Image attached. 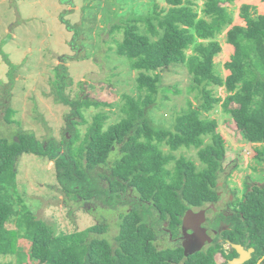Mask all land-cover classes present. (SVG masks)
Here are the masks:
<instances>
[{"label": "trees", "instance_id": "16d2710c", "mask_svg": "<svg viewBox=\"0 0 264 264\" xmlns=\"http://www.w3.org/2000/svg\"><path fill=\"white\" fill-rule=\"evenodd\" d=\"M203 1L201 17L192 1L165 0L169 6L166 10H157L156 4L151 12L130 15L114 25V30H123L122 40L116 41L117 54L127 57L131 68L138 71V92L124 94L119 121L104 128L108 114L100 111L88 123L82 108L107 104L83 99L79 94L77 100H70L63 94V84H58L57 98L73 105L71 116L81 119L67 118L73 134L69 139L65 136L67 153L56 159L58 168L63 169L60 177L85 185L91 181L86 171L104 166L109 171L100 177L107 180L108 187L77 193L84 200L104 193L111 197L105 204L112 205L110 199H119L113 195L120 196L118 192L129 188L132 203L129 209L118 213L117 233L112 240L103 235L108 229L105 222H94L81 231L57 233L24 207L18 225H23L30 236L29 258L35 264H214L215 247L184 255L182 248L161 238L157 229L160 226H153L155 222L152 224L149 218L158 214L157 220L167 221L174 231L189 205L211 199L210 186L222 169L224 156V139L216 132L217 122L207 117L216 103L223 102V111L232 116L235 129L244 139L264 144V14L254 17L250 7L244 5L241 15L245 25H238L233 23L228 9L234 0ZM228 26L227 41L234 52L225 63L229 73L222 79L214 68L213 57L221 50L216 38ZM180 64H185L192 77L191 90L196 92L198 103L188 101L187 108L176 114L169 126L155 123L154 109L165 97L161 95L163 90H167L161 86L160 72ZM58 72L59 69L57 76ZM212 84L224 86L228 95L215 98L209 89ZM13 114V108L7 107L8 124H17ZM78 124H87L80 142ZM205 137L210 138V144L204 142ZM164 144L171 151L198 148L204 168L194 172V164L184 158L170 168L172 156L164 154ZM25 152L49 151L28 131L18 132L11 141L0 137V187L13 183L17 158ZM110 155L115 159L108 166ZM255 156L264 160V150L257 151ZM249 197L254 206L255 227L264 230V198L256 194ZM7 200L6 194L0 198V264L3 256L20 254L18 230L6 227L13 213ZM159 238L166 246L156 244ZM18 263L21 264L20 259Z\"/></svg>", "mask_w": 264, "mask_h": 264}, {"label": "rangeland", "instance_id": "374dc122", "mask_svg": "<svg viewBox=\"0 0 264 264\" xmlns=\"http://www.w3.org/2000/svg\"><path fill=\"white\" fill-rule=\"evenodd\" d=\"M187 1L193 2V8L201 17L204 1L183 0V3ZM156 4L159 5L157 10L169 7L165 0H0V137L11 141L18 132L28 131L49 151L48 154L25 152L19 155L15 180L6 187H0V198L6 194L13 211L6 227L18 230L17 253H20L19 256H3V264H19L18 259L21 264H35L29 258L30 236L23 225H18L24 207L57 233L81 231L94 222L108 225L103 235L110 240L117 233V215L129 209L132 203L129 188L118 192L120 196L113 195L119 199L113 197L110 199L112 205H106L105 201L111 198L109 195L103 193L84 200L77 191L85 190L86 193L90 189L107 188V180L100 175L109 169L98 166L87 170L91 181L85 185L60 177L63 169L58 168L56 159L67 153L65 136L69 139L73 134L67 118L81 119L71 116L74 106L61 102L56 90L62 83L63 94L70 100H77L76 95L79 94L83 99L107 104L82 108L88 123L100 111L108 114L104 128L119 121L124 94L136 95L138 92V71L131 68L127 57L117 54L116 41L122 40L123 30H114V25L130 15L151 12ZM244 5L250 7L254 17L264 14L262 0H234L228 6L234 24L245 25L241 15ZM228 28L216 38L221 50L213 57L214 68L222 79L229 73L225 63L234 52L227 41ZM191 49V46L187 49L188 55ZM58 69L60 73L57 76ZM160 74L161 86L167 89L161 95L166 98L159 102L153 115L155 123L169 126L172 118L187 108L188 101L193 105L198 101L196 92L191 90L192 77L185 64L171 66ZM209 89L213 90L215 98L224 99L228 95L224 86L212 84ZM222 103H216L207 117L216 120V132L224 139L222 166L224 172L230 174L231 182L230 191L228 188L225 190L230 193L235 190L236 196L240 197L252 190L253 184L247 185L251 179L257 180L260 187L264 186V173L257 172L258 169L264 170V160L255 156L257 151L264 150V144L244 139L235 129L232 116L223 111ZM7 107L13 108L12 118L17 124L5 121ZM77 128L80 130V142L87 124H78ZM204 142L210 144V138L205 137ZM162 148L165 155L172 156L170 168L181 158L194 164V172L204 168L196 147H180L171 151L164 144ZM114 159V155H110L108 166ZM245 186L246 192L242 190ZM157 215L149 218L155 222L154 226L159 227L163 221L157 220ZM156 244L166 246L165 242L156 241Z\"/></svg>", "mask_w": 264, "mask_h": 264}, {"label": "flooded vegetation", "instance_id": "af4514ba", "mask_svg": "<svg viewBox=\"0 0 264 264\" xmlns=\"http://www.w3.org/2000/svg\"><path fill=\"white\" fill-rule=\"evenodd\" d=\"M224 171L222 166L210 186L213 191L211 199L200 205H189L174 231L168 227L167 221H163L158 232L161 238L165 237L174 246L182 248L184 255L206 252L215 247L214 264H234L240 258H243L240 264H264V230L255 227V211L249 197L256 194L264 198V186L260 187L257 180L251 179L254 183L250 181L247 185L253 184L252 190L237 197L235 190L229 192L230 174ZM222 172L225 174L223 179L220 178ZM257 172L262 174L264 170L258 169ZM246 189L247 186L242 190L246 192ZM158 242H161L160 238Z\"/></svg>", "mask_w": 264, "mask_h": 264}, {"label": "water", "instance_id": "95a60500", "mask_svg": "<svg viewBox=\"0 0 264 264\" xmlns=\"http://www.w3.org/2000/svg\"><path fill=\"white\" fill-rule=\"evenodd\" d=\"M242 261H243V258H240V259L235 260L233 263L234 264H240V263H242Z\"/></svg>", "mask_w": 264, "mask_h": 264}]
</instances>
